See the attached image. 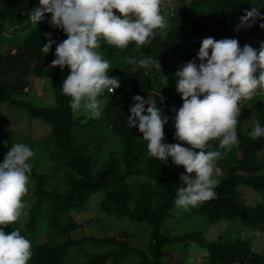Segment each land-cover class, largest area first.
<instances>
[{
	"label": "trees",
	"instance_id": "trees-1",
	"mask_svg": "<svg viewBox=\"0 0 264 264\" xmlns=\"http://www.w3.org/2000/svg\"><path fill=\"white\" fill-rule=\"evenodd\" d=\"M174 1L176 5L169 10V27L165 34H157L147 46L137 48L135 44H130L125 50H120L101 42L99 49L111 65L109 76L118 78L120 87L114 94L106 91L101 97L108 103L102 110V122L97 125L94 119H86L83 115L73 117L70 98L61 92L69 69L50 67L55 59L56 44L67 39L66 34L51 25L50 14H46L36 26L32 25L29 14L39 6V0H0V104L8 102L13 106H23L29 118L42 120L48 125L46 148L50 149L49 156L55 159L46 173L31 174L36 180L35 202L30 207L28 219L20 226L4 229L10 233L18 228L25 237L26 232L30 233L34 242L28 264H67L66 257L71 247L84 242H101L107 249L84 253L81 264H106L110 257L119 264L118 259L133 251L137 255L135 264H170L169 245L191 241L206 251L205 261L199 264H264V250L263 253L254 252L246 239L238 237L229 241L219 236L206 241L198 229L193 228L177 236H170L161 229L176 207L174 200L181 186L179 177L186 170L174 165L171 159L166 164L148 155L147 142L138 127H128L130 107L135 104L133 97L139 95L145 100L156 101L163 114L170 118L164 125L165 142L178 143L174 139L175 113L172 109H179L183 101L176 89L169 90L166 84L176 88L178 78L174 73L188 62L199 64L197 55L202 40L207 37L216 40L234 38L241 47L251 45L257 52L264 44V28L260 27L264 23L262 19H257L249 29L235 30L245 9L256 6L264 16V0ZM116 14L119 15L118 12ZM23 32H27L26 36L22 40L16 39ZM46 33H51L56 42L47 55L41 51L47 43ZM251 39L255 42L252 43ZM6 44L11 47L4 52L2 47ZM147 56L160 59L161 71L154 67L146 71L126 62L128 57L138 60ZM133 68L136 70L133 71ZM167 75L170 78L163 81L162 77ZM30 77L49 80L54 95L52 105L38 107L15 99L14 95L24 92ZM160 93L164 97L163 102L160 101ZM256 95L259 98L263 96L259 92ZM253 116L264 127L262 103L257 102ZM96 126L100 128L98 133L107 130L119 141L114 148H108L107 156L101 160L97 156L104 145L102 135L89 133L83 141L77 140L78 133ZM237 136L239 146L236 148L240 156L224 159L227 173L218 180L216 198L190 209L202 216L206 223L227 219L238 221L243 226H260V231H263L264 205L249 204L244 197V189L264 190V158L258 155L264 154V137L253 141L243 130L241 120L237 125ZM13 140L20 143L15 131L0 123V162L9 151L6 143L13 144ZM92 143H95L94 150L88 148ZM212 147L217 148L218 144L214 143ZM61 170L64 174L59 176ZM55 180L65 186L63 191L54 185ZM50 183L55 189L48 190ZM92 195H97L94 204L107 217L146 222L151 229L146 248L130 247L128 240L131 236L127 231L120 233L123 236L121 239L112 234L104 237L87 234L79 238L73 236L72 232L80 227L74 215L89 211L88 203ZM41 230L47 234L45 240L38 238ZM176 254L177 262L173 264H181L182 256Z\"/></svg>",
	"mask_w": 264,
	"mask_h": 264
},
{
	"label": "clouds",
	"instance_id": "clouds-1",
	"mask_svg": "<svg viewBox=\"0 0 264 264\" xmlns=\"http://www.w3.org/2000/svg\"><path fill=\"white\" fill-rule=\"evenodd\" d=\"M169 3L170 0H39V6L29 14L32 25L50 14L51 25L67 36L56 44L50 67L69 69L61 92L70 98L74 118H100L108 103L101 97L106 91L114 94L120 87L119 79L109 76V60L97 51L101 42L120 50L130 44L147 46L167 29L162 10ZM259 9H245L235 30L249 29L257 19L264 20ZM260 27L264 28V23ZM45 35L47 43L41 51L47 55L56 42L51 33ZM197 59L199 64L188 62L174 73L178 78L176 91L183 101L178 110L172 109L174 139L178 143L165 142L164 125L170 118L154 99L134 96L135 104L128 116V127H138L150 157L166 164L171 159L186 170L179 177L181 186L174 200L176 208L185 211L216 198L218 161L239 146L241 102L253 99L258 91L264 93V44L257 52L251 45L241 47L234 38L207 37L201 42ZM126 62L146 71L153 67L161 71L160 59L151 56L138 60L128 57ZM159 97L163 102L161 93ZM248 135L256 141L264 137V127L257 121ZM214 143L217 148L212 147ZM33 155L27 144L16 143L0 162V264H28L32 256L31 241L18 228L10 233L4 229L27 214L25 197Z\"/></svg>",
	"mask_w": 264,
	"mask_h": 264
},
{
	"label": "rangeland",
	"instance_id": "rangeland-1",
	"mask_svg": "<svg viewBox=\"0 0 264 264\" xmlns=\"http://www.w3.org/2000/svg\"><path fill=\"white\" fill-rule=\"evenodd\" d=\"M175 5L176 1L170 0L168 7L162 10L163 15L166 18L168 27L170 14L169 10ZM237 24H240V20L237 21ZM165 32L163 34H165ZM25 34H27V32L19 34L16 39L22 40L24 36H26ZM251 42L254 43L255 41L251 39ZM10 47L11 45L6 44L2 47V51L6 52L8 49H10ZM97 51L103 56L100 49H98ZM162 78L163 81H165L170 78V75L163 76ZM166 87L169 88V90L176 89L175 86L170 83H167ZM23 91L24 92L18 94L17 96L14 95L16 100L38 107L49 106L54 103L53 91L51 89V84L47 78L30 77L29 84L26 88H24ZM258 92L263 96L259 98L257 94L253 97V99L248 100L247 102H241V115L239 118L241 120L243 130L247 133H249L254 123L257 122L253 116V113L256 111L257 102H260L264 105V93L260 91ZM94 120V124L97 125L101 124L102 122L101 118ZM0 123L2 125L11 127L15 131L16 135L20 137L19 142L27 144L33 150L34 155L29 161L32 164V173L42 174L49 171V169L53 166L55 159L49 156L50 149L46 148V145L48 144L47 138L49 133L48 125H46L42 120L29 118L26 114V109L23 106H13L8 102L0 104ZM99 129L100 128L98 126L88 127L85 131L77 134V140L83 141L89 133L102 135V137L104 138V145L100 150L101 153L97 156L98 160H101L107 156L106 154L108 153V148H111L112 146L114 148V144L118 143L119 141L116 137H114V135L109 134L107 130H103L102 134L98 133ZM15 140L17 141V139ZM12 142L13 144H16L14 140ZM13 144H11V142L6 143V145L9 146V149ZM94 144L95 143H92L88 146V148H93L94 150ZM223 152L224 150L222 151V153ZM233 155L237 157L240 156V151H238L236 147H233L230 152H227V154L223 155L222 159L218 161V169L215 177L217 180H219L220 177L224 176L227 173V167L224 164V159L230 160L232 159ZM258 155L261 158H264L263 153H259ZM58 174H60L59 176L63 175V170H61ZM191 175L194 177V173ZM35 182V178L30 177L29 192L25 197L27 203V214L23 216L16 224H13L14 226L22 225L29 217L30 207L35 202ZM54 185H56L57 188L61 191L65 189V186L58 182V180L54 181ZM54 185L50 183V185L48 186V190L55 189ZM244 191V197L248 200L249 204L254 205L256 203H261L262 205H264V190L256 191L250 188H245ZM97 195L91 196V199L88 203V212H85L81 215H74L76 221H79L80 227L78 230L72 232L73 236L79 238L87 234L91 236L104 237L106 234H112L115 235L118 239H121L123 236L120 235V233L122 231H127V233L131 236V238L128 240L130 244L129 246H138L141 249H145L146 244L149 242L151 230L149 225L146 222L129 220L127 218L119 219L107 217L105 214H102L99 210V207L94 204V202L98 199V197H96ZM91 216H94V218L92 219ZM88 219L90 220L87 222ZM193 228L200 230L206 241L217 239L219 236H222L223 238L225 237L229 241L240 237L242 239H246L249 242L251 249L254 252L263 253L264 230L260 231V226H243L238 221L227 219H220L215 223H206L202 216L192 213V210L190 208L185 211L174 207V209L171 210V215L164 221L161 227V229L166 230L170 236L180 235L183 232L189 231ZM41 232L42 233L39 234L38 238L40 240H45L47 234L44 232V230H41ZM25 235L27 239H30L32 241V244L34 242V239H32L30 233L26 232ZM89 243L91 245H89ZM103 244L101 242H84L81 245L71 247V252L66 257V263L81 264L84 261V253H97L106 250L107 246ZM169 247V251L171 253H169L168 262L170 264L177 262L178 255L176 253L182 256L181 264H183L184 262L187 264H199L205 261L204 258L206 257V251L203 248L199 247L194 241L188 242L187 244H184L183 242L178 244L174 243L173 246L169 245ZM112 260L113 257H110L107 260L106 264H116ZM118 260L120 261L119 264H135V262L137 261V255L133 251V253L127 254L123 258H120Z\"/></svg>",
	"mask_w": 264,
	"mask_h": 264
}]
</instances>
